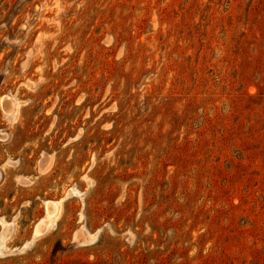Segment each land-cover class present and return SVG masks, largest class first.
Wrapping results in <instances>:
<instances>
[{
  "label": "rangeland",
  "instance_id": "rangeland-1",
  "mask_svg": "<svg viewBox=\"0 0 264 264\" xmlns=\"http://www.w3.org/2000/svg\"><path fill=\"white\" fill-rule=\"evenodd\" d=\"M0 264H264V0H0Z\"/></svg>",
  "mask_w": 264,
  "mask_h": 264
}]
</instances>
